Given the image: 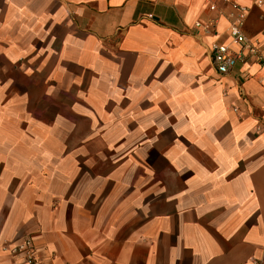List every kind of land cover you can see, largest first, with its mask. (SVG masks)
<instances>
[{
  "label": "crops",
  "instance_id": "1",
  "mask_svg": "<svg viewBox=\"0 0 264 264\" xmlns=\"http://www.w3.org/2000/svg\"><path fill=\"white\" fill-rule=\"evenodd\" d=\"M242 30L264 55V0ZM224 0H0V264H264V68ZM212 24L205 33L195 23Z\"/></svg>",
  "mask_w": 264,
  "mask_h": 264
},
{
  "label": "built area",
  "instance_id": "2",
  "mask_svg": "<svg viewBox=\"0 0 264 264\" xmlns=\"http://www.w3.org/2000/svg\"><path fill=\"white\" fill-rule=\"evenodd\" d=\"M231 2V0H224ZM232 12L228 14V33L231 42L239 47L237 54H232L228 44L214 41L210 44V54L213 66L220 75H225L235 66L244 51L255 56L260 69L264 68V55L258 51L255 43L248 39L242 27L246 19L247 8L237 3L231 2ZM212 24L195 23L196 28H201L205 33L210 32ZM15 254L23 255L27 264H44L38 256L37 250L30 237L22 238L11 250Z\"/></svg>",
  "mask_w": 264,
  "mask_h": 264
}]
</instances>
